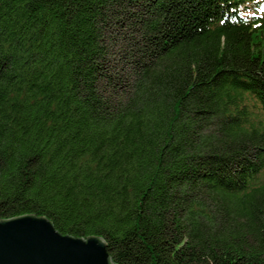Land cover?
<instances>
[{"label":"trees","instance_id":"obj_1","mask_svg":"<svg viewBox=\"0 0 264 264\" xmlns=\"http://www.w3.org/2000/svg\"><path fill=\"white\" fill-rule=\"evenodd\" d=\"M258 6L0 0V219L115 264H264Z\"/></svg>","mask_w":264,"mask_h":264},{"label":"water","instance_id":"obj_2","mask_svg":"<svg viewBox=\"0 0 264 264\" xmlns=\"http://www.w3.org/2000/svg\"><path fill=\"white\" fill-rule=\"evenodd\" d=\"M0 264H115L101 237L58 232L44 216L0 219Z\"/></svg>","mask_w":264,"mask_h":264}]
</instances>
